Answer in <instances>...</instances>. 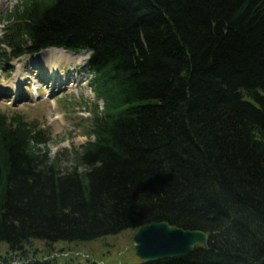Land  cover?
<instances>
[{
	"label": "trees",
	"instance_id": "16d2710c",
	"mask_svg": "<svg viewBox=\"0 0 264 264\" xmlns=\"http://www.w3.org/2000/svg\"><path fill=\"white\" fill-rule=\"evenodd\" d=\"M0 21V65L89 51L96 97L71 164L0 112V264H104L55 245L159 221L208 244L111 264H264V0H19Z\"/></svg>",
	"mask_w": 264,
	"mask_h": 264
},
{
	"label": "rangeland",
	"instance_id": "374dc122",
	"mask_svg": "<svg viewBox=\"0 0 264 264\" xmlns=\"http://www.w3.org/2000/svg\"><path fill=\"white\" fill-rule=\"evenodd\" d=\"M18 1L0 0V16L10 11ZM3 26L0 21V35ZM57 48H48L9 65H0V112L9 115L21 113L28 121L36 122L47 130L51 136L48 145L52 155L66 150L71 152L87 140L83 131L85 119L89 116L86 103L96 100L89 85L92 74L86 67L90 52H72L64 48L66 52H61ZM61 154L64 164L72 163ZM133 232L127 230L83 243L61 241L55 245L53 256L75 262L135 263L140 259L133 249ZM34 247L43 251L47 244L37 241ZM6 250L7 245L0 244V251L5 253Z\"/></svg>",
	"mask_w": 264,
	"mask_h": 264
},
{
	"label": "water",
	"instance_id": "95a60500",
	"mask_svg": "<svg viewBox=\"0 0 264 264\" xmlns=\"http://www.w3.org/2000/svg\"><path fill=\"white\" fill-rule=\"evenodd\" d=\"M209 234L198 229H184L168 222H151L134 230L133 249L141 261L182 256L197 245H207Z\"/></svg>",
	"mask_w": 264,
	"mask_h": 264
},
{
	"label": "bare ground",
	"instance_id": "6f19581e",
	"mask_svg": "<svg viewBox=\"0 0 264 264\" xmlns=\"http://www.w3.org/2000/svg\"><path fill=\"white\" fill-rule=\"evenodd\" d=\"M59 51H61V52H66L65 50H63V49H58Z\"/></svg>",
	"mask_w": 264,
	"mask_h": 264
}]
</instances>
